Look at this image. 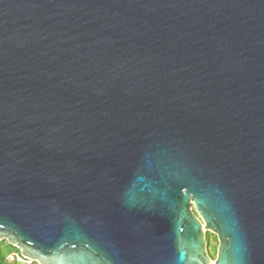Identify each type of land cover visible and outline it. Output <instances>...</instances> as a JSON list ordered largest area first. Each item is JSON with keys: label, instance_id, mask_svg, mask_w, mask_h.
Wrapping results in <instances>:
<instances>
[{"label": "water", "instance_id": "water-1", "mask_svg": "<svg viewBox=\"0 0 264 264\" xmlns=\"http://www.w3.org/2000/svg\"><path fill=\"white\" fill-rule=\"evenodd\" d=\"M3 240L264 264V0H0Z\"/></svg>", "mask_w": 264, "mask_h": 264}, {"label": "trees", "instance_id": "trees-1", "mask_svg": "<svg viewBox=\"0 0 264 264\" xmlns=\"http://www.w3.org/2000/svg\"><path fill=\"white\" fill-rule=\"evenodd\" d=\"M212 234L208 233V238L211 237ZM7 240L0 241V264H39L38 262H29L28 260L24 259V261H20L18 259H11L10 255L15 254L14 250H19V255L21 256V251L17 247L9 244H6ZM8 245V246H6ZM22 257V256H21Z\"/></svg>", "mask_w": 264, "mask_h": 264}, {"label": "flooded vegetation", "instance_id": "flooded-vegetation-1", "mask_svg": "<svg viewBox=\"0 0 264 264\" xmlns=\"http://www.w3.org/2000/svg\"><path fill=\"white\" fill-rule=\"evenodd\" d=\"M206 239H207V243H208V246H207V249H208V253L210 255V257L213 259V260H216L217 258V246L212 243L210 241V238H208V232L206 233ZM210 241V242H209Z\"/></svg>", "mask_w": 264, "mask_h": 264}, {"label": "rangeland", "instance_id": "rangeland-1", "mask_svg": "<svg viewBox=\"0 0 264 264\" xmlns=\"http://www.w3.org/2000/svg\"><path fill=\"white\" fill-rule=\"evenodd\" d=\"M209 234H212V236L211 237H209L210 238V241L212 242V243H214L216 246H217V251H218V246H219V240H218V236L216 235V234H214L213 232H208ZM209 241V242H210ZM8 242V241H7ZM6 242V244H8ZM6 246H8V245H6ZM15 252H17V253H15L14 255L16 256V254H18L19 253V250H17V249H15L14 250ZM21 253V252H20Z\"/></svg>", "mask_w": 264, "mask_h": 264}, {"label": "built area", "instance_id": "built-area-1", "mask_svg": "<svg viewBox=\"0 0 264 264\" xmlns=\"http://www.w3.org/2000/svg\"><path fill=\"white\" fill-rule=\"evenodd\" d=\"M11 259H18L20 261H24V258L21 257L19 254H16V256L14 254L10 255Z\"/></svg>", "mask_w": 264, "mask_h": 264}]
</instances>
